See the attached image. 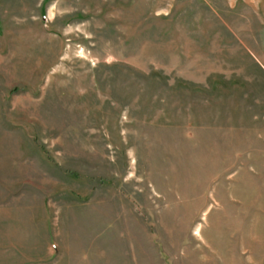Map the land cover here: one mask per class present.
Masks as SVG:
<instances>
[{"label":"rangeland","instance_id":"rangeland-1","mask_svg":"<svg viewBox=\"0 0 264 264\" xmlns=\"http://www.w3.org/2000/svg\"><path fill=\"white\" fill-rule=\"evenodd\" d=\"M0 264H264V0H0Z\"/></svg>","mask_w":264,"mask_h":264}]
</instances>
